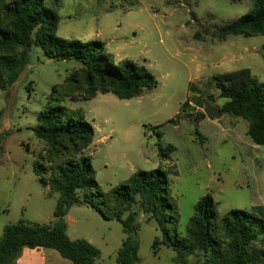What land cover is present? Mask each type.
<instances>
[{"label":"rangeland","instance_id":"rangeland-1","mask_svg":"<svg viewBox=\"0 0 264 264\" xmlns=\"http://www.w3.org/2000/svg\"><path fill=\"white\" fill-rule=\"evenodd\" d=\"M54 2L45 0L44 5L54 8ZM251 8L252 0H62L59 37L103 42L115 63L131 60L145 66L157 85L129 100L99 93L91 100L53 101V88L63 85L81 65L74 60L50 59L41 46L34 45L17 82L0 89V239L6 225L20 220L57 222L54 213L59 195L50 194L34 172L44 152L34 128L49 103L82 109L94 127L95 139L85 155L92 158L99 192L119 187L139 171L161 168L178 208L181 235L186 233L198 201L208 195L220 215L240 209L264 219V172H256L245 161L249 149L242 144L248 123L220 114L219 107L226 100L217 98L214 84L215 77L242 69H250L264 82V36H231L222 42L211 35ZM100 26L102 35L97 36ZM212 97L215 102L210 101ZM198 108H203L205 118L194 130L204 144L199 142L201 155L194 158L179 124L185 112L193 118L202 113ZM170 120L172 124L167 125ZM196 136L192 132L191 140L197 142ZM253 151L264 161V146H254ZM93 205L102 212L90 204L70 208L63 220L68 235L98 248L97 264H119L118 250L126 237L123 226L110 218L108 207L97 200ZM133 212L140 224L135 236L139 242L137 264H178L176 252L161 244L156 220L139 203L123 218ZM156 239L160 243L154 248ZM50 250L58 261L73 264ZM196 259L193 255L188 261ZM54 261L49 257L47 264Z\"/></svg>","mask_w":264,"mask_h":264},{"label":"trees","instance_id":"trees-1","mask_svg":"<svg viewBox=\"0 0 264 264\" xmlns=\"http://www.w3.org/2000/svg\"><path fill=\"white\" fill-rule=\"evenodd\" d=\"M44 2L0 0L1 90L17 82L29 64L34 45L41 46L50 59L74 60L81 65L63 85L53 88L56 94L53 101L91 100L99 93L129 100L156 87L155 77L145 66L131 60L115 63L103 42L59 37L58 9L62 0H55L54 8H46ZM211 35L222 42L231 36H264V0H252V8L246 15ZM261 53L264 59V45ZM214 84L217 98L226 100L219 107L220 114L248 123L246 141L242 143L249 149L245 161L263 174L264 161L255 157L253 148L264 146V82L250 69H242L215 77ZM210 101L216 99L212 97ZM204 118L202 113L193 118L185 112L180 120L194 158L195 154L201 155L199 142L204 144L194 125ZM166 124L171 125L172 120ZM34 132L44 143V152L39 155L34 172L50 194L59 195L54 213L57 222L39 224L20 220L6 225L0 239V264H17L25 249H52L73 264H97L100 250L86 240H72L63 222L74 205L90 204L102 212L99 206L93 205V200L108 207L110 218L123 226L126 237L118 250L119 264L140 262L139 242L135 237L140 228L137 213L123 218L137 203L156 220L162 232L161 244L176 252L178 264H264V219L240 209L220 215L210 195L198 201L186 233L179 234L178 208L171 198L167 174L161 168L139 171L119 187L107 193L99 192L92 158L85 155L94 142L95 129L82 109L49 103L39 114ZM192 132L197 134V142L191 140ZM171 148L169 145L168 149ZM159 243L156 239L153 247ZM193 255L196 261H188Z\"/></svg>","mask_w":264,"mask_h":264},{"label":"crops","instance_id":"crops-1","mask_svg":"<svg viewBox=\"0 0 264 264\" xmlns=\"http://www.w3.org/2000/svg\"><path fill=\"white\" fill-rule=\"evenodd\" d=\"M118 7V6H116ZM114 9V8H112ZM112 9H105V11H109ZM92 33V31H91ZM90 33V34H91ZM97 36H101L102 35V27L100 26L95 33ZM199 110H201L202 114L204 113L203 108H198ZM216 118H213V120H215ZM68 233V231H67ZM50 258H54L55 264H67L65 262H60L58 261L56 258L57 256L55 255V253H53L50 249H36V250H30V249H25L23 251V254L21 256V258L18 260L17 264H47L48 260Z\"/></svg>","mask_w":264,"mask_h":264},{"label":"built area","instance_id":"built-area-1","mask_svg":"<svg viewBox=\"0 0 264 264\" xmlns=\"http://www.w3.org/2000/svg\"><path fill=\"white\" fill-rule=\"evenodd\" d=\"M260 147V146H259Z\"/></svg>","mask_w":264,"mask_h":264}]
</instances>
